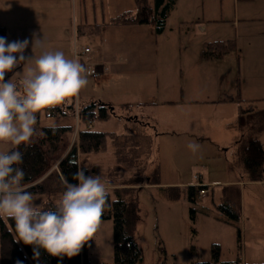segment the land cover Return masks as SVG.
<instances>
[{"label": "rangeland", "instance_id": "obj_1", "mask_svg": "<svg viewBox=\"0 0 264 264\" xmlns=\"http://www.w3.org/2000/svg\"><path fill=\"white\" fill-rule=\"evenodd\" d=\"M44 2L52 7L44 8ZM136 11L133 0H0V28L6 42L27 39L24 56L33 58L5 79L21 78L44 51H62L74 58V47L77 51L88 47L91 52L80 55L79 61L107 64L109 70L96 80L87 77L88 85L74 98V107L110 104L115 115L93 122L91 128L114 132L118 139H108L99 160L84 161L90 175L117 183L118 191H123L126 220L141 264L208 262L212 243L220 245V261L234 260L236 230L214 209L221 201L240 215L236 226L241 263H264V182L226 183L246 179L241 160L246 136L264 125V38L247 37L258 21L234 24L237 18H253L261 19L260 28L264 27V0H176L160 33L152 25H108L121 14L135 16ZM80 24L90 29L97 24L101 34L76 35L75 25ZM34 38H41L45 46L32 47ZM225 39L235 41L236 53L212 61L201 58L203 43ZM249 105L258 116L248 127L236 128L239 106ZM131 117L147 125L127 121ZM49 124L73 125L63 153L55 152L57 157L49 164L57 175L58 163L64 158L70 161L78 125L76 116L52 118L45 112L38 115L36 128L41 135L33 141ZM142 129L150 143L130 151ZM257 137L264 151V132ZM118 140H126L122 146L129 144L116 150ZM190 144L199 147L193 150ZM11 147L0 145V151ZM75 149L74 159L80 165L83 157ZM195 176H201L205 186L215 184L212 194L207 188V195L201 196L195 187V200L190 201L185 189L194 185ZM260 180H264V161ZM57 199L47 194L34 197L37 205L40 200L55 203ZM112 241V223L102 220L84 246L86 259L91 264L110 263Z\"/></svg>", "mask_w": 264, "mask_h": 264}, {"label": "clouds", "instance_id": "obj_2", "mask_svg": "<svg viewBox=\"0 0 264 264\" xmlns=\"http://www.w3.org/2000/svg\"><path fill=\"white\" fill-rule=\"evenodd\" d=\"M28 44L27 39L9 43L0 37V145L12 146L0 151V219L14 221L17 243L31 245L34 260L39 261L41 249L60 260L71 259L94 238L103 212L111 207L110 185L98 175L78 170L73 177L77 183L65 180L54 210H45L26 190L25 173L16 165L23 162L19 146L34 142L38 115L70 105L88 85L90 70L62 51H44L21 78L6 80L7 73L33 59L24 56ZM44 46L41 38L33 39L32 47ZM48 126L55 131V124ZM189 147L196 150L199 146Z\"/></svg>", "mask_w": 264, "mask_h": 264}, {"label": "trees", "instance_id": "obj_3", "mask_svg": "<svg viewBox=\"0 0 264 264\" xmlns=\"http://www.w3.org/2000/svg\"><path fill=\"white\" fill-rule=\"evenodd\" d=\"M175 1L176 0H133L137 10L135 16H129V14L124 13L111 19L108 25H152L154 31L160 33L168 13L175 5ZM236 1L250 2L252 0ZM93 26L94 27L90 29L80 24L76 26V30L79 35L83 33L98 35L100 33V26L97 24ZM0 37H5L3 28H0ZM229 53H236V43L233 39L215 40L213 42L203 43L201 58L205 61L218 60ZM46 113L47 116H76L77 119V141L72 148L76 147L78 149V154L83 157V161L78 165L77 163H71L68 158H64L58 163V173L63 181L61 188L64 191L65 180L71 184L77 183L73 177L78 170H84L85 175H90V170L84 161L89 155L105 152L108 139H114V141L118 139L113 132L98 131L90 128L93 122L107 121L115 114L111 106L100 102L78 105L77 109H75L74 98L70 105L58 106L54 109L47 110ZM257 114L258 113L255 112L250 105L246 108L239 106L238 117L235 121L236 128L243 129L244 127H248L253 118L258 116ZM127 121L140 123L141 127L147 125L146 123L140 122L135 117L128 118ZM72 129L73 127L71 125H58L55 131H53L49 126H45L41 129L42 137L35 140L31 146H19V150L23 154V162L22 164L16 165V167L23 169L25 177L22 183L28 185L26 190L33 195H41L44 193L42 185L31 184L47 172L50 166V158L57 151L62 136ZM262 132H264V125L259 126L255 129V132L253 131L251 134L247 135L242 149V168L247 177L252 181H257L263 172L264 151L257 137V134ZM121 142L126 143V140H118L116 142V150H121V148L129 144L127 141V145L122 146ZM45 146H47L46 149L44 148ZM129 150H132L130 146ZM199 189H207V186H201ZM185 191L189 200L194 201L195 187L188 186ZM121 192L123 191H118V189L112 192L110 191L109 204L111 207L105 209L102 215V220H110L112 223L113 246L112 261L110 263L100 264H141L140 250L126 220L128 205L121 195ZM54 206L55 203L49 200L43 201L41 204V207L45 210H54ZM214 208L219 213L225 215L226 222L234 226L236 230V258L232 261H220V245L212 243L209 247L210 261L190 264H242L239 257L241 249L240 230L236 226L240 218L239 212L225 201L214 205ZM17 261H21L22 264H91L84 255V248L77 256L71 259L64 257L62 260L57 257L49 256L41 249L39 261H36L33 259V247L31 245H24L23 242L17 243L14 221L11 219H0V264H16Z\"/></svg>", "mask_w": 264, "mask_h": 264}, {"label": "crops", "instance_id": "obj_4", "mask_svg": "<svg viewBox=\"0 0 264 264\" xmlns=\"http://www.w3.org/2000/svg\"><path fill=\"white\" fill-rule=\"evenodd\" d=\"M42 6L44 7V8H48V9H50L52 6H50V3H48V2H44V3H42ZM252 21H258V23L259 24H255V25H259V26H257V28H253V30L252 31H249V32H247V37H249V38H264V27H262V28H260V24H261V19H253V18H244V19H235V21H234V24H235V27H237L240 23H252ZM253 23H255V22H253ZM109 24V23H108ZM76 26L77 25H75V34L76 35H79L78 33H77V30H76ZM119 27H129V26H119ZM5 32V31H4ZM61 32L63 33V30H61ZM65 33H66V31H65ZM101 33H99L98 35H100ZM5 38V37H4ZM103 40V39H102ZM226 40V39H225ZM74 50H76L75 49V47L72 49V54H73V57H74ZM78 59V58H77ZM121 60L119 59L118 61H116V62H114V64H117V63H119ZM98 65V64H97ZM100 66H103L105 69L103 70V72H102V74L101 75H103V74H105L106 72H108V66H107V64H99ZM16 70V69H15ZM100 75V76H101ZM169 103L170 102H172V101H168ZM102 104H106V105H110V104H107V103H102ZM77 107H78V105H77ZM77 107H76V109H77ZM50 117H52V118H56L57 117V115L56 116H50ZM237 117H238V114H237ZM237 117H236V119H237ZM71 118V117H70ZM135 118H137V117H135ZM68 125H71L72 127H73V125L72 124H68ZM90 128H91V125H90ZM36 130H37V134H38V136L39 135H41V133H40V129L39 128H36ZM145 130L146 129H142V130H138L137 132H136V135H139V133H140V137L138 138V140H135L134 141V145H133V147H132V149H135V151H138V149H141V148H143L142 146H147L149 143H150V140H149V137H148V135H147V133L145 132ZM71 132L72 131H70V132H67V133H65L63 136H62V138H61V141H60V143H59V145H58V149H57V151H56V154L55 155H57V153H58V155H61V153H63L62 151H63V147L68 143V141H69V137H68V134H71ZM104 132H106V131H104ZM114 133V132H113ZM42 136H40V138H41ZM76 139H77V136H76ZM66 140V141H65ZM76 141V140H75ZM66 143V144H65ZM45 149H46V146L44 147ZM104 153V152H103ZM65 154V153H64ZM100 153H98V154H91V155H89L87 158H88V160L89 159H95V160H99V158H100V155H99ZM55 155L52 157V158H50V162L52 161L53 162V159H55L56 157H55ZM56 164V163H55ZM94 167V166H93ZM96 167V166H95ZM53 168H54V166L53 167H50V169H48V171L44 174V175H42L40 178H38L36 181H34L31 185H35V184H40V185H42L43 187H44V193L43 194H41V195H33V197H39V199H40V197L42 196V195H50L52 198H59V196L61 195V193L63 192V189L61 188V184H62V178H61V176L57 173V175L56 174H54V172H53ZM92 171V170H91ZM94 171V170H93ZM263 173V172H262ZM245 175V178L246 179H242V181H228V182H226V183H229L230 185H232V186H235V185H238V186H240L241 185V183H253V184H259L260 182H264V180H260V178L257 180V181H252V180H250L248 177H247V175L246 174H244ZM195 178V180H197L198 179V181L200 182V183H202L203 185H204V183L205 182H203V181H201V176L199 177V176H195L194 177ZM196 183V182H195ZM195 183H194V185H195ZM206 184H209V185H206L207 186V190H208V192H210L211 194L213 193V190H212V187L214 186V184H215V182L214 181H211V182H206ZM109 185L110 186H112V188H110V189H112V190H115V189H119V187L120 186H116V185H119V184H117V183H109ZM182 185H185L186 186V184L185 183H182ZM194 185H187V187L188 186H194ZM25 186V188L28 186V185H24ZM195 187V186H194ZM122 188V187H121ZM209 188H211V189H209ZM196 194V188H195V191H194V195ZM206 195H207V192H206ZM222 202H224V201H221L220 203H222ZM225 202H227V201H225ZM53 203H54V201H53ZM220 203H218V204H220ZM41 204H42V201L40 200V202H39V205L41 206ZM214 205H216V204H214ZM215 209V208H214ZM218 212V211H217ZM239 217H240V215H239ZM239 220H240V218H239ZM235 248H236V246H235ZM261 263H263V262H259V263H252V264H261ZM246 264V263H245Z\"/></svg>", "mask_w": 264, "mask_h": 264}, {"label": "built area", "instance_id": "obj_5", "mask_svg": "<svg viewBox=\"0 0 264 264\" xmlns=\"http://www.w3.org/2000/svg\"><path fill=\"white\" fill-rule=\"evenodd\" d=\"M90 52L91 51L88 47H85L80 51L74 50V58H79L80 55L87 54ZM84 66L90 70V74L88 75V77H90L91 79H94V80L98 79L100 77V75L102 74L103 70L105 69L103 66L97 65L95 63L94 64L93 63L85 64ZM201 186H203V184L200 183L197 179L196 183H195V187H197L199 189ZM205 193H206L205 189H199L197 194L199 196H201Z\"/></svg>", "mask_w": 264, "mask_h": 264}, {"label": "water", "instance_id": "obj_6", "mask_svg": "<svg viewBox=\"0 0 264 264\" xmlns=\"http://www.w3.org/2000/svg\"><path fill=\"white\" fill-rule=\"evenodd\" d=\"M75 154H76V149L74 148L70 152V162L71 163H76V160L74 159Z\"/></svg>", "mask_w": 264, "mask_h": 264}]
</instances>
